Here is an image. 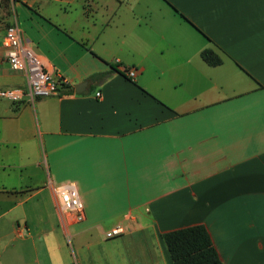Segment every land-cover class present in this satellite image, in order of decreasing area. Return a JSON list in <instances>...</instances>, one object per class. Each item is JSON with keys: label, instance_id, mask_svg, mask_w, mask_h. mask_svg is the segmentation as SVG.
<instances>
[{"label": "crops", "instance_id": "1", "mask_svg": "<svg viewBox=\"0 0 264 264\" xmlns=\"http://www.w3.org/2000/svg\"><path fill=\"white\" fill-rule=\"evenodd\" d=\"M12 3L67 85L31 101L0 44V89L24 91L0 98V264H173L162 233L194 224L222 264H264V0Z\"/></svg>", "mask_w": 264, "mask_h": 264}, {"label": "built area", "instance_id": "2", "mask_svg": "<svg viewBox=\"0 0 264 264\" xmlns=\"http://www.w3.org/2000/svg\"><path fill=\"white\" fill-rule=\"evenodd\" d=\"M11 9L10 21L4 29L0 42L3 59L10 69L25 73L26 93L31 101L38 96L44 97L60 92L61 88L67 85V81L62 76L54 75L43 59L31 47L23 43L21 29L13 11L12 0ZM124 73L128 78L134 80L137 71L134 68H128ZM100 95V92H96L97 97ZM23 96L24 91L20 88L0 89V98L18 101ZM54 192L56 195L55 207L58 212L68 214L73 221H81L84 218L83 208L74 184L59 185ZM122 232V227L117 225L107 231L105 236L111 238Z\"/></svg>", "mask_w": 264, "mask_h": 264}, {"label": "trees", "instance_id": "3", "mask_svg": "<svg viewBox=\"0 0 264 264\" xmlns=\"http://www.w3.org/2000/svg\"><path fill=\"white\" fill-rule=\"evenodd\" d=\"M6 5L4 1V6ZM183 18L187 20L185 16ZM200 55L209 65L221 63L220 56L212 48L203 49ZM162 238L173 264H222L210 234L203 224L163 232Z\"/></svg>", "mask_w": 264, "mask_h": 264}, {"label": "rangeland", "instance_id": "4", "mask_svg": "<svg viewBox=\"0 0 264 264\" xmlns=\"http://www.w3.org/2000/svg\"><path fill=\"white\" fill-rule=\"evenodd\" d=\"M1 3H3V4L0 5V30L1 29L4 30L5 27L7 26V24L10 21V12H9L8 7L4 6V1L3 0H0V4ZM29 9L32 10L33 12H36V10H35L36 8L35 9L29 8ZM11 11H12V9H11ZM13 11H14V13L16 15V18H17L19 26L22 28V18H20V15H19V13H17L15 7H13ZM34 15H36V14L34 13ZM19 21H20V23H19Z\"/></svg>", "mask_w": 264, "mask_h": 264}]
</instances>
